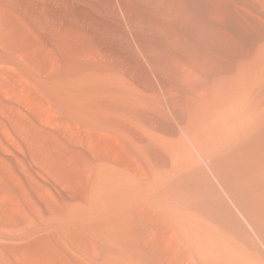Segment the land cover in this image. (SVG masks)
Masks as SVG:
<instances>
[{"label": "rangeland", "instance_id": "obj_1", "mask_svg": "<svg viewBox=\"0 0 264 264\" xmlns=\"http://www.w3.org/2000/svg\"><path fill=\"white\" fill-rule=\"evenodd\" d=\"M158 1L0 0V264L248 263L261 63L188 79Z\"/></svg>", "mask_w": 264, "mask_h": 264}, {"label": "bare ground", "instance_id": "obj_2", "mask_svg": "<svg viewBox=\"0 0 264 264\" xmlns=\"http://www.w3.org/2000/svg\"><path fill=\"white\" fill-rule=\"evenodd\" d=\"M165 1L168 4L167 15H165L168 19L164 21L166 20L165 28L169 40L157 46L155 51L168 56L167 60L171 59L177 69L179 68L178 70H181L188 79H199L203 74L202 70L204 71L206 67L210 68L211 70L208 72L207 69V72L209 74L212 71L213 74L207 77L210 84L217 87L224 86L223 80H227V78L224 79V72L229 73L232 67L248 68L247 66L259 59L257 61H260L262 67L264 94V0ZM159 4L161 5V2ZM246 26L249 28V34L243 37V27ZM257 39L260 41L259 45ZM242 41L247 48H244ZM175 65L174 68H176ZM237 76L240 75L237 74ZM240 79L241 76L235 81ZM239 82L238 86L241 83ZM227 86L230 87V85ZM229 87H226V90ZM220 89L223 91V88ZM250 225L247 264H264V219Z\"/></svg>", "mask_w": 264, "mask_h": 264}]
</instances>
